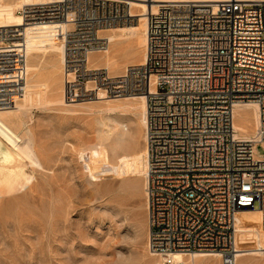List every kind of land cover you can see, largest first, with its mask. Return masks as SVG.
Here are the masks:
<instances>
[{
    "label": "rangeland",
    "instance_id": "1",
    "mask_svg": "<svg viewBox=\"0 0 264 264\" xmlns=\"http://www.w3.org/2000/svg\"><path fill=\"white\" fill-rule=\"evenodd\" d=\"M36 1L56 0H0L1 38L3 26H17L20 4ZM138 22L139 32L100 31L110 45L90 56L89 68L107 75L104 85L67 80L65 24L26 28L23 40L0 43V52L24 56L0 62V118L31 141L45 166L34 167L0 135V264L163 262L149 251L146 95L119 94L126 68L144 61ZM239 218L246 230L261 228L263 241L259 213L244 210ZM196 264L223 262L209 256ZM237 264H264V255L245 254Z\"/></svg>",
    "mask_w": 264,
    "mask_h": 264
},
{
    "label": "built area",
    "instance_id": "2",
    "mask_svg": "<svg viewBox=\"0 0 264 264\" xmlns=\"http://www.w3.org/2000/svg\"><path fill=\"white\" fill-rule=\"evenodd\" d=\"M19 14L68 22L69 60L87 66L81 55L101 42L99 31L131 12L128 0H60ZM25 30L6 27L0 43L23 40ZM23 57L0 52L3 65ZM125 74L131 93H147L149 251L164 264L199 252L237 264L239 214L260 211L264 227V0L161 4L148 15L145 61ZM251 102L260 114L253 139L234 124L236 106Z\"/></svg>",
    "mask_w": 264,
    "mask_h": 264
},
{
    "label": "bare ground",
    "instance_id": "3",
    "mask_svg": "<svg viewBox=\"0 0 264 264\" xmlns=\"http://www.w3.org/2000/svg\"><path fill=\"white\" fill-rule=\"evenodd\" d=\"M60 1V0H56ZM188 0H128L129 7H130V17L128 19H125L121 22H118L116 25L108 26L105 28H102L100 31L102 33L103 30H111L113 28L121 29V30H133V31H140L139 28V20L143 21V29H142V36H141V43L145 46L147 45V27H148V15H150L153 12H156L159 8V6L163 3H170V2H187ZM141 2V3H140ZM143 2V3H142ZM148 2V3H147ZM42 3H48L46 1H36V2H22L17 10V16H18V22L17 25H24L25 28L30 27H48L54 24H65L66 28L63 31L64 34V40H65V50H64V69L66 71L72 70V72H69V76L74 77L78 80H87V81H96L97 83H105L106 81H103V79L107 78L106 74H103V71L101 69H91L89 68V59L90 56L93 53H101L106 52L109 48L110 42L109 39H107L105 36L100 34L98 39L101 40V42H98L93 47L89 48L87 51L82 53V57L85 59L83 61H87V66L82 63V59H78L76 57H71L73 60H69L68 57V22H40L42 18L39 17H30L26 20L23 19V17L19 14L21 9L30 8L32 5L35 4H42ZM30 6V7H29ZM137 6H143L144 8L142 10H138ZM146 15H147V22H146ZM28 25V26H26ZM7 26H3V28H6ZM102 40H105V42H102ZM71 50L73 48H70ZM77 52V51H76ZM75 53V52H73ZM77 54V53H75ZM146 59V46H145V57L144 61ZM143 61V62H144ZM141 62L140 64H143ZM68 64H72L69 65ZM140 64H134L130 65L126 68V71L131 66H136ZM71 68V69H70ZM154 78H152V81L150 82V90L151 92H154L156 90ZM129 82L126 80V84L124 87L121 88V92H129L127 95L137 96V95H146L145 101H144V107H145V113L143 118V125L146 126V120H147V93H131L128 86ZM116 88L109 89V92L115 90ZM120 91V90H119ZM116 97V96H115ZM240 109H249L250 111L241 115L239 113ZM23 122V121H22ZM21 122V123H22ZM234 124L236 126V129L238 131V135L240 137L253 139L256 135L252 133L257 130L259 124H260V114H259V106L254 103H244V104H238L235 108L234 113ZM0 135L4 137L11 145H13L16 149H18L29 161L34 167H40L41 169H45V166L40 160V156L38 154V151L34 149V146L32 145L31 141L28 140L25 142V138L23 139L18 132H16L13 127L6 122V120L0 118ZM251 135V136H250ZM26 137V136H24ZM264 144V141L262 142ZM147 149V145H146ZM258 157L262 158L264 157L259 151H258ZM147 165H148V150H147V160H146V183L148 184V172H147ZM18 182V175L15 177ZM24 177H22L23 179ZM23 180V183H26L27 185H30L32 180L26 179V181ZM22 183V184H23ZM19 185H17L18 187ZM21 187V186H19ZM17 190V189H16ZM147 190V186H146ZM250 211V210H247ZM250 212H256L259 213L261 216V224H262V213L258 210L250 211ZM242 213V212H241ZM239 214V216L241 215ZM262 229L264 227L262 226ZM260 230L261 228H256L255 230H246L243 228L241 224V220L238 217V231H237V261L238 259H241L243 255L245 254H256V255H264V236L263 241H261L260 237ZM264 231V230H263ZM264 235V234H263ZM152 254V253H151ZM154 255V254H153ZM156 256V255H155ZM209 256H219L217 253H192V254H176L175 258L176 260L184 262V264H196V260L201 257H209ZM158 264H164V262L159 261Z\"/></svg>",
    "mask_w": 264,
    "mask_h": 264
}]
</instances>
